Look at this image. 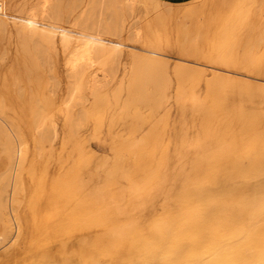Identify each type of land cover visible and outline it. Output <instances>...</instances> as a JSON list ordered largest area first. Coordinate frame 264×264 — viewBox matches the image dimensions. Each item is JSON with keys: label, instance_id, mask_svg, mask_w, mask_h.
Wrapping results in <instances>:
<instances>
[{"label": "rangeland", "instance_id": "1", "mask_svg": "<svg viewBox=\"0 0 264 264\" xmlns=\"http://www.w3.org/2000/svg\"><path fill=\"white\" fill-rule=\"evenodd\" d=\"M5 2L7 3L4 8L7 7L9 15L24 17L26 14H35L51 21L56 18L61 27L77 32L95 29L104 34L103 38L106 41H119L123 47L117 48L118 50L114 49L116 52L120 51L121 54L120 52L114 54V50L102 51L100 57H98V53L97 55L93 54L94 61L89 66H84V63L75 60L76 55L73 51L76 47L74 44H70L69 48L67 45L58 43L53 48L48 41L42 39V36L41 38L39 36L40 40L36 41L34 37L36 35V39H38L37 34L27 33L24 30V33H27L24 36L22 29H20L19 34V29L14 26L13 19L8 18V30L5 31L6 34L4 32L5 36L3 34L2 37L1 34L0 37V54L2 53L0 55V94L2 95H0V119L5 123L6 121L15 122L18 130L22 133V139L28 145L27 158L25 157L23 164L25 168L24 178L29 181L31 178L46 177L47 170L50 169L52 172L59 170L61 168L59 167L61 166L60 159L65 158V169L72 173L75 172L74 170H79L78 173L81 175L79 182H75L78 177L74 181L70 179L71 182H74L73 185L84 184L85 180L91 177L92 172L96 170L98 187L111 180L115 182L112 186V192L120 190V193L115 198L112 192L109 194L102 188L100 194L103 197L107 195L110 201L107 198L106 203L92 211L93 214L91 212L84 215V212L80 211V199H77L75 195L71 199L70 197H63V201L66 202L63 205L60 201L55 208L41 210L39 214L35 215V210H37L35 209L37 206L35 202L37 201L35 198L32 200L34 195L32 192L25 191V200L20 202H23L22 204L19 203L20 207L17 206L19 208H17L18 216L20 215L25 223L22 241H19L17 249L15 248L14 253L11 254L12 256H6L3 251H5V247L8 249L7 246L14 242L16 232L14 231L13 234L9 235L10 237L5 238V240H9L7 243L0 237L1 242L5 241H3L5 244L0 243V264H68L69 262V264H142L143 256L148 255L153 260L156 257V252L151 250L147 244L148 238L143 233L133 232L134 235H132L133 233L129 235L127 228L134 224L145 223L149 225L154 222L152 224L153 230L150 232L152 236L157 237L160 234L157 225L162 217L168 212H183L185 207L191 204L197 192H202L205 188L219 190L237 182H243V184H250L249 182H251L252 184L259 179L261 183H264L261 168H257L250 159L246 158L247 153L239 152L241 146L234 145L232 151H229L227 145L219 147V142L215 138L207 137L201 129L203 119L201 110L213 112V120L217 125L222 123L225 111L231 110V108L241 109L247 116L258 115L260 117L258 130L252 132L243 142V145L250 144L255 150L254 152H261L264 155V94L251 91L247 87L248 84L264 86V35L261 34L260 36L262 31L264 33V0H191L181 4L161 0H62V3L60 0H6ZM58 2L61 3V8L59 7L61 12L55 5ZM17 34L22 35L20 36L22 38L20 39ZM32 41L35 43L32 44ZM18 49L23 52L20 53ZM32 49L34 52L31 51ZM144 49L161 52L163 56L149 55ZM38 51L40 55L45 54L41 56L42 59ZM110 51H113L112 55ZM17 52L19 54H16ZM242 52L245 54L243 55ZM245 55L247 61L244 58ZM158 57L159 59L164 58L167 62L165 64L160 63L165 67H159L160 64H156ZM250 59L255 60L252 63ZM79 64L83 67H80ZM137 64L141 67L154 64L157 68L136 74ZM255 66L256 68H254ZM32 68L34 69L32 70ZM182 68H188L189 71L181 73ZM79 69L80 72H78ZM25 76L28 80L23 78ZM94 76L98 79L97 87L100 86L96 90L98 93H93L94 88L90 84ZM219 77L221 80L223 77L240 79L238 83L231 84L224 81L214 84L207 83V81H214ZM12 79L13 82L15 79H18L19 82L15 84ZM38 82L40 85L42 84L41 86L45 84L42 88L46 96L43 91L36 90ZM136 82L142 83L158 96L154 102H142L144 115L148 114L147 112L150 111L152 105L155 107V113H153L152 118H147L148 121L140 124L132 117L123 116L120 113L121 108L114 104L117 98L124 101L126 88ZM193 84L194 87H192ZM19 87L21 89H18ZM27 87L28 90L31 89V93L26 91ZM71 90H75L76 93L72 92L71 94ZM42 92L43 94H41ZM46 92L49 94L47 95ZM16 93L17 96H15ZM38 95L39 97H37ZM40 96L43 97L40 102L41 105L44 104V101L49 102L52 98V102H49L51 113L45 112L46 129L41 134L38 132H41L43 128L40 130L37 128L43 127L42 125H40L41 127L31 125L34 108L37 107V100L39 101ZM43 99L45 100L43 101ZM74 100L77 102L76 104ZM107 105L111 107L109 108ZM218 105L224 109V112L218 111ZM112 116H115V119ZM3 118L7 120L4 121ZM150 119L152 120L150 121ZM9 123L7 124L9 125ZM11 125L10 127H12ZM237 135H239L238 127L233 124L224 136L231 140ZM54 138L56 139L54 140ZM64 140L67 141L64 143ZM198 143L201 145L200 150L195 148ZM62 148L65 150L63 151ZM60 151L61 153H59ZM37 154L38 156H36ZM78 154H80L81 160L77 156ZM97 157L101 158L98 159ZM193 160L196 161L198 167L202 168V173H188L187 171L182 172V175L179 176V170L183 164ZM31 161L33 163L29 164ZM83 163L88 167L84 166ZM57 164L58 166H56ZM187 168L190 169V166L188 165ZM109 171L110 173H108ZM33 172L35 173L33 174ZM91 187L90 183L86 191L91 192ZM9 190H11V186ZM43 190L48 195L47 189ZM41 191L42 188L38 190L37 198ZM49 198L50 201L53 200L52 196H48L46 201ZM112 198L115 199L112 200ZM111 203L112 205H110ZM76 209L78 210L76 211ZM72 211H75L74 216ZM64 215L67 216L64 217ZM123 215L125 216L123 217ZM151 219L153 220L151 221ZM113 226H115L114 230ZM119 228L120 230H118ZM76 250L77 252H75ZM66 252L70 256H67ZM60 257L64 258H62L63 261H60Z\"/></svg>", "mask_w": 264, "mask_h": 264}, {"label": "bare ground", "instance_id": "2", "mask_svg": "<svg viewBox=\"0 0 264 264\" xmlns=\"http://www.w3.org/2000/svg\"><path fill=\"white\" fill-rule=\"evenodd\" d=\"M6 1V0H5ZM4 0H0V37L7 29L8 27V18H12L13 19V24L14 26L19 29L18 33L20 32V29H22V35L24 33V30L27 31V33H34L37 34L38 39H36V35L34 38V40L39 41L41 36L43 40L48 41L49 44L56 47V44L58 45V43H61L63 45H67L69 46L70 44H74V47H76L74 54L76 55V62H80V63H84V66H89L93 61V54L97 55L98 53V57H100V53L102 51H106L109 52V50H118L117 48H122V43L119 41H106L103 37L104 34L99 33L98 31H96L95 29H91V30H83L82 32H77L74 31L72 29H68L65 27H61L59 22L57 23V19H53L51 20H47L41 17H38L35 14H24V17L21 16H15V15H9L8 11H7V7L4 8V6H6V3ZM60 2L62 3V0H60ZM61 3H56V7L57 8H61ZM260 4V3H259ZM264 4V3H263ZM261 6V4H260ZM59 8V12H61ZM258 8V7H257ZM261 9V8H260ZM23 10V9H22ZM27 11V10H26ZM259 12V10H258ZM261 12V11H260ZM255 13V12H254ZM257 14V11H256ZM252 16V15H251ZM257 16V15H256ZM258 17V16H257ZM256 19V18H255ZM56 21V22H55ZM251 21V20H250ZM249 21V22H250ZM253 22V21H252ZM258 22V21H257ZM256 22V23H257ZM261 22V21H260ZM255 23V24H256ZM263 23V22H262ZM253 25V23H252ZM264 25V24H263ZM11 26V25H10ZM13 26V27H14ZM260 27V26H259ZM249 28V27H248ZM252 28L254 29V27L252 26ZM264 28V27H263ZM262 28V29H263ZM10 29V28H9ZM15 29V28H14ZM263 32V31H262ZM260 33L264 35V33ZM9 33V32H8ZM27 33H24V36L27 35ZM6 34V32H5ZM4 34V36H5ZM20 34V33H19ZM19 34H17V36H19ZM137 34V33H136ZM139 34V33H138ZM137 34V35H138ZM246 34V33H245ZM8 35V34H7ZM16 35V34H15ZM20 35V36H22ZM141 35V33H140ZM262 35V36H263ZM19 38L21 39L22 37ZM40 36V38H39ZM12 37V36H11ZM10 37V38H11ZM28 37V36H27ZM243 37V36H242ZM256 37V36H255ZM18 38V37H17ZM2 39V38H1ZM247 39L249 40V38L247 37ZM5 40V39H4ZM19 40V39H18ZM27 40V39H25ZM42 40V42H43ZM110 40V39H109ZM33 42L35 43V41H32L31 43L33 44ZM41 42V43H42ZM45 42V41H44ZM242 42V41H241ZM20 43H22V41H20ZM244 43V42H243ZM249 43V42H248ZM37 44V42H36ZM35 44V45H36ZM247 44V43H246ZM18 45V44H17ZM61 45V46H63ZM66 46V49L68 48ZM71 46V45H70ZM69 46V48H70ZM239 46V45H238ZM241 46V45H240ZM251 46V45H250ZM257 46V45H256ZM21 47V46H20ZM23 47V46H22ZM34 47V45H33ZM31 47V48H33ZM216 47V46H215ZM225 47V46H224ZM36 48V47H35ZM39 48V46L37 47V49ZM54 48V47H53ZM63 48V47H62ZM22 49V48H20ZM20 49L19 52H20ZM41 49V48H40ZM52 49V48H51ZM65 49V50H66ZM249 49V48H248ZM254 49H256L254 47ZM24 50V49H23ZM42 50V49H41ZM64 50V48H63ZM68 50V49H67ZM114 50V54L115 51ZM120 50V49H119ZM133 50V49H132ZM252 50V49H251ZM16 51V50H15ZM33 51V49L31 50ZM37 50L35 49V52ZM144 51H147L149 53V55H158V56H163V54H161V52H154V51H150V50H146L144 49ZM253 51V50H252ZM23 52V51H21ZM20 52V53H21ZM34 52V51H33ZM66 52V51H65ZM111 52V51H110ZM111 52V55H112ZM118 53L120 51H117ZM116 52V53H117ZM145 52V53H147ZM245 52V51H244ZM258 52V51H257ZM27 53V52H26ZM45 53V52H44ZM64 53V51H63ZM117 53V54H118ZM141 53V52H140ZM247 53V52H246ZM250 53V52H249ZM2 54V53H1ZM0 54V55H1ZM16 54H19L18 52ZM38 54L41 58V56L45 55V54H41L38 51ZM116 54V55H117ZM121 54V52H120ZM241 54V53H240ZM243 54V52H242ZM245 54V53H244ZM243 54V55H244ZM22 55V54H21ZM30 55V54H29ZM57 55V54H56ZM73 55V54H71ZM73 55V56H75ZM108 55V54H107ZM248 55V54H247ZM250 55V54H249ZM248 55V56H249ZM20 56V55H19ZM18 56V58H20ZM23 56V55H22ZM25 56V55H24ZM28 56V55H27ZM35 54L33 55L34 58ZM37 56V57H39ZM143 56V55H142ZM166 56V55H164ZM36 57V58H37ZM51 57V56H50ZM136 57V56H135ZM26 58V57H25ZM28 58V57H27ZM58 58V57H57ZM153 58V57H152ZM245 60L246 59V55H245ZM243 58V59H244ZM251 58V57H250ZM2 59V58H1ZM24 59V57H23ZM42 59V58H41ZM101 59V58H100ZM147 59V58H146ZM156 59V58H155ZM74 60V61H75ZM98 60V59H97ZM156 64L158 65V63H167L165 62L164 58L163 59H159V57L156 59ZM243 60V61H245ZM252 60V63L254 62L255 59H250ZM29 61V60H28ZM34 61V60H33ZM36 61V60H35ZM38 61V59H37ZM101 61V60H100ZM99 61V62H100ZM1 62V61H0ZM23 62V61H22ZM30 62H32L30 60ZM1 64V63H0ZM20 64V63H19ZM23 64V63H22ZM29 64V62H28ZM32 64V63H31ZM77 64V63H76ZM155 64V63H154ZM153 65H146V66H138L137 64V68L135 69V73L138 74L142 71L145 70H149V69H156L157 67H155ZM258 64V63H256ZM30 65V64H29ZM36 65L37 62H36ZM34 64V66H36ZM42 65V64H41ZM136 65V64H135ZM134 65V66H135ZM156 65V66H157ZM222 65V64H221ZM253 65V64H251ZM33 66V64L31 65ZM77 66V65H76ZM80 67H83V65L81 66L79 64ZM159 67L163 66L165 67L163 64L158 65ZM258 66V65H257ZM30 67V66H29ZM37 67V66H36ZM34 67V68H36ZM40 67V66H39ZM47 67V66H46ZM136 67V66H135ZM22 68V66H21ZM26 68V67H25ZM32 68V70L34 69ZM38 68V67H37ZM53 68V67H52ZM76 68V67H75ZM74 68V69H75ZM85 68V67H84ZM256 68V66L254 67ZM5 69V68H4ZM11 70V68H9ZM40 69L42 70V68L40 67ZM258 69V68H257ZM181 73H187L189 70L188 68H182L181 69ZM5 71V70H4ZM8 71V69H7ZM15 71V70H14ZM17 71V70H16ZM40 72V71H39ZM78 72H80V69L78 70ZM156 72V71H155ZM11 73V72H9ZM24 73V72H23ZM36 73V72H35ZM34 73V76H35ZM40 74V73H39ZM213 74V73H212ZM15 75V72H14ZM95 75V74H94ZM148 75V73H147ZM96 76V75H95ZM94 77H92V83H90L92 86V88H94L93 93H96L99 87H97L98 85V79H96ZM135 76V75H134ZM139 76V75H137ZM196 76V75H195ZM3 77V76H2ZM9 77V75H8ZM11 77V75H10ZM141 77V76H140ZM24 79H27V77H23ZM22 78V79H23ZM41 78V77H40ZM38 78V79H40ZM50 78V77H49ZM49 78H47L49 80ZM156 78V77H155ZM161 78V77H160ZM180 78V77H179ZM195 78V77H194ZM14 79V77H13ZM12 79V82H13ZM23 79V80H24ZM240 79V78H239ZM239 79L235 78V77H223L222 80L221 78H216V80L214 81H207L208 84H214L216 82L219 81H224L225 83H238ZM18 80V79H17ZM16 79L14 80L15 84L19 81H17ZM28 80V79H27ZM26 80V81H27ZM34 80V79H33ZM53 80V79H52ZM100 80V79H99ZM196 80V79H195ZM36 81V80H35ZM39 81V80H38ZM47 81V80H46ZM157 81V78H156ZM5 82V81H4ZM3 82V83H4ZM7 82V81H6ZM5 82V83H6ZM11 82V84H12ZM13 82V83H14ZM28 82V81H27ZM42 82V80H41ZM50 82V81H49ZM91 82V81H90ZM140 82V81H139ZM197 82V81H195ZM48 83V82H46ZM54 83V82H53ZM154 83V82H153ZM159 83V82H158ZM10 84V85H11ZM14 84V85H15ZM31 84V83H30ZM35 84V83H34ZM37 84V83H36ZM79 84V83H78ZM100 84V83H99ZM183 84V82H182ZM195 84V83H194ZM193 84L192 87H194L195 85ZM42 85V84H41ZM40 83L38 82V84L36 85V90L37 91H43V86H45V84L43 86H41ZM7 86V85H6ZM12 86V85H11ZM10 86V87H11ZM26 86V83H25ZM28 86V85H27ZM54 86V85H53ZM76 86V85H75ZM74 86V87H75ZM9 87V86H7ZM13 87V86H12ZM11 87V88H12ZM34 87V86H32ZM49 87V86H48ZM55 87V86H54ZM69 87V86H68ZM248 89L251 91H256L258 93H263L264 94V86L261 85H257V84H248L247 85ZM31 88V87H30ZM50 88V87H49ZM56 88V87H55ZM71 88V87H70ZM76 88V87H75ZM74 88V89H75ZM78 88V86H77ZM156 88V87H155ZM18 89H21L20 87ZM47 86H46V90H47ZM73 89V88H71ZM88 89V88H87ZM123 89V88H122ZM164 89V88H163ZM13 90H15L13 88ZM17 90V89H16ZM28 90V87L26 89V91ZM31 90V89H30ZM30 90H28L30 92ZM56 90V89H55ZM58 90V89H57ZM79 90V89H78ZM1 91V89H0ZM12 91V90H11ZM77 91V90H76ZM18 93V90L16 91ZM44 95H45V91ZM43 92L41 94H43ZM70 92V91H69ZM72 92H75L71 90V94ZM92 92V91H91ZM124 92V91H123ZM161 92V91H160ZM164 92V91H163ZM13 93V92H12ZM17 93L15 96H17ZM31 93V92H30ZM51 93V92H50ZM76 93V92H75ZM74 93V94H75ZM98 93V92H97ZM176 93V92H175ZM238 93V92H237ZM243 93V92H242ZM4 95V93H2ZM46 94L48 95L49 93L46 92ZM54 94V93H53ZM123 94V93H121ZM241 94V93H240ZM1 95V94H0ZM14 95V94H13ZM12 95V96H13ZM19 95V94H18ZM24 96V94H22ZM44 95H41L43 97H45ZM89 95V94H88ZM94 95V94H93ZM100 95V94H99ZM160 95V94H159ZM2 96V95H1ZM40 96L39 101L37 100V107L34 108V114L33 119L31 121V125H33V127H39L40 125H42L43 127L41 128H37L38 130L42 129L43 130L41 132H37L38 133H42L45 129H46V118H45V114L47 113V111H49V102H52L51 99L49 100V98L47 100L48 101H44L45 99H43V105L40 104V102L42 101ZM70 96V95H69ZM83 96V95H82ZM91 96V95H90ZM244 96V94H243ZM242 96V97H243ZM33 97V96H32ZM39 97V95L37 96ZM71 97V96H70ZM78 97V96H76ZM156 97H158L154 91H150L149 89H147L142 83H133L131 85L128 86V88H126V99L124 98L121 100V98H117L115 96V101L114 104H116L117 106H119L121 108V114L123 116L126 117H132L137 123H144L147 118H152L153 117V113H155L154 110V106L152 105V107L150 108V111L147 112V115H144L143 112V107H142V102H154ZM239 97V96H238ZM260 97V96H259ZM13 98V97H12ZM17 98V97H16ZM22 98V97H21ZM98 98V97H97ZM244 98V97H243ZM2 99V98H1ZM14 99V98H13ZM12 99V100H13ZM20 99V98H19ZM25 99V98H24ZM30 99V96H29ZM28 99V100H29ZM72 99V98H71ZM79 99V98H78ZM35 100V102H36ZM76 100V99H75ZM74 103L76 104L77 102ZM121 100V102H120ZM245 100V99H244ZM25 101V100H24ZM66 101V100H65ZM101 101V100H100ZM104 101V100H103ZM238 101V100H237ZM21 102V100H20ZM30 102V100H29ZM98 102V101H97ZM102 102V101H101ZM100 102V103H101ZM24 103V102H23ZM28 103V101H27ZM68 103V102H67ZM104 103V102H103ZM113 103V101H112ZM111 103V104H112ZM251 103V102H250ZM13 104V103H12ZM25 104V103H24ZM35 104V103H34ZM99 104V102H98ZM110 104V105H111ZM240 104V103H239ZM248 104V103H247ZM15 105V104H14ZM52 105V104H51ZM67 105V104H66ZM65 105V106H66ZM97 105V104H96ZM105 105V104H103ZM109 105V104H108ZM107 105V107H109ZM186 105V104H185ZM242 105V104H241ZM246 105V103H245ZM256 105V104H254ZM3 106V104H2ZM12 106V105H10ZM53 106V105H52ZM113 106V105H112ZM145 106V105H144ZM150 106V105H149ZM193 106V105H192ZM26 107V106H25ZM111 107V106H110ZM109 107V108H110ZM190 107V106H189ZM232 107V106H231ZM253 107V106H252ZM255 107V106H254ZM258 107V106H257ZM54 108V106H53ZM69 108V107H68ZM74 108V107H73ZM104 108V107H103ZM106 108V107H105ZM104 108V109H105ZM116 108V107H115ZM239 108V107H238ZM12 109V108H11ZM22 109L24 110V108L22 107ZM99 109V108H98ZM101 109V107H100ZM99 109V110H100ZM108 109V108H106ZM147 109V108H146ZM145 109V110H146ZM159 109V108H158ZM218 111H220V113L224 112V109L218 105ZM243 109V108H242ZM51 110V109H50ZM56 111V109H54ZM25 111V110H24ZM68 111H70L68 109ZM96 111V110H95ZM94 111V112H95ZM115 111H117L115 109ZM120 111V110H119ZM157 111V110H156ZM203 113V119L201 122V129L202 131L207 135V137H209L210 139L215 138V140L217 142H219V147H221L222 145H227L229 148V151L234 150V148H232L234 145L237 147H240V151L242 154L247 153L246 158L250 159L251 162L253 163V165L255 164L257 168H261V173L262 176H264V155L261 152H254L255 150L253 149V147L249 144V145H243V142L245 140H247V138L249 137V135L252 132H255L256 130H258L259 127V122H260V117L258 115H253V116H247V114H244V112L241 109H233L231 108V110H226L225 111V117L222 121L221 124L217 125L213 118H214V114L211 111H203L201 110ZM245 111V110H244ZM256 111V110H255ZM0 112H1V101H0ZM46 112V113H45ZM50 112V111H49ZM48 112V113H49ZM53 112V111H52ZM81 112V111H80ZM79 112V113H80ZM97 112V111H96ZM188 112V111H187ZM191 112V110H190ZM25 113V112H24ZM23 113V114H24ZM33 113V112H32ZM31 113V114H32ZM51 113V112H50ZM115 113V112H114ZM118 113V112H116ZM81 114V113H80ZM85 114V113H84ZM100 114H102L100 112ZM27 115V112H26ZM79 115V114H78ZM112 115V113H111ZM28 116V115H27ZM26 116V117H27ZM51 116V115H50ZM3 117V116H2ZM1 117V118H2ZM101 117V116H100ZM113 117V116H112ZM76 118V117H75ZM81 118V117H80ZM115 119V116L113 117ZM111 118V119H113ZM30 119V118H29ZM74 119V118H73ZM3 120H7L6 118H3ZM152 119H150L151 121ZM63 121V120H62ZM117 121V120H116ZM148 121V120H147ZM99 122V121H98ZM9 123V121L6 123L3 122L0 119V237H2L4 240L7 236L13 234V232L15 231V240L13 239V237H11L14 242L11 243V245L7 246L8 249H6L5 247V251L4 254L6 256H12L11 254L14 253V250L16 247H18L17 245L19 244V241H22L21 239L23 238V233H24V220L23 218L19 215L18 216V212H17V206L19 205V203L22 200H25L24 195L26 194L25 191H30V193L32 192L34 195L32 196V200H35L37 202V206L35 209V215L39 214L44 210L47 209H52L55 208L56 206H58V202L62 201L63 203H66L65 201H63V197H73L75 196L77 199H80V211L84 212V215L87 213H91L92 211H94L97 207L101 206L102 204L106 203V199L109 197L107 195H105L104 197L102 196V194H100V192L102 191L101 189L104 188V190L106 192H109V194H111L112 190V186L114 185L115 182L109 180L105 183V185L98 187V180L96 178V170L94 172H92L91 177H89L88 179L85 180L84 184H80V185H73L71 182L72 180H76L75 178L78 177L77 181L75 182H79L80 181V174L78 173L79 170H74L75 172H70L67 171L65 168V162L66 159L61 158L60 162H61V167L59 170H56L54 172L50 171V169L47 170V175L46 177L42 178H38V179H33L31 178L29 181H26V179L24 178V160L26 155L28 154L26 152L27 150V143L22 139V133L21 131L18 130L17 124L14 122L9 123V125L7 124ZM27 123V122H26ZM55 123V122H54ZM72 123V122H71ZM70 123V124H71ZM103 123V122H102ZM176 123V122H175ZM187 123V122H186ZM10 124H12L10 127ZM65 124V123H64ZM75 124V123H74ZM100 124V123H99ZM116 124V123H115ZM236 125L238 127V133L239 135H237L236 137H234L231 140H228L226 138V136H224L226 134V132L231 128L232 125ZM30 125V124H29ZM39 125V126H37ZM69 125V124H68ZM81 125V124H80ZM48 126V125H47ZM74 126V125H72ZM123 126V124H122ZM137 126V125H136ZM131 127V126H130ZM134 127V126H133ZM156 127V126H155ZM30 128V126H29ZM48 128V127H47ZM74 128V127H73ZM77 128V127H76ZM50 129V128H49ZM156 129V128H155ZM132 130V128H131ZM47 131V130H46ZM72 131V130H71ZM128 132V131H127ZM131 132V131H130ZM141 133V132H140ZM73 134V132H72ZM76 134V133H75ZM36 135V134H35ZM46 135V134H45ZM54 135V133H53ZM126 135V134H124ZM147 135V134H146ZM199 135V134H198ZM37 136V135H36ZM39 136V135H38ZM56 136V135H55ZM136 136V135H135ZM53 137V136H52ZM39 138V137H38ZM41 138V137H40ZM45 138V136H44ZM51 138V137H50ZM33 139V138H32ZM53 139V138H52ZM56 138H54L55 140ZM71 139V138H70ZM123 139V138H122ZM208 139V138H207ZM35 140L36 137H35ZM42 140V139H41ZM68 140V139H67ZM66 140V141H67ZM148 140V138H147ZM156 140V139H155ZM50 141V140H49ZM58 141V140H57ZM64 140V143L66 142ZM115 141V140H114ZM43 142V140H42ZM80 142V141H79ZM136 142V141H135ZM199 142V140H198ZM40 143V142H39ZM77 143V142H76ZM82 143V142H81ZM216 143V142H215ZM43 144V143H42ZM119 144V143H118ZM33 145V144H32ZM36 144H34L35 146ZM45 145V144H43ZM74 145V144H73ZM86 145V143H85ZM84 145V146H85ZM51 146V145H50ZM67 146V145H66ZM83 146V145H82ZM177 146V145H176ZM36 147V146H35ZM44 147V146H43ZM55 147V146H53ZM69 147V146H68ZM148 147V146H147ZM57 148V147H56ZM65 148V147H64ZM195 148L197 150H200L201 145L200 143L197 144V146H195ZM236 148V147H235ZM29 149V148H28ZM37 149V148H36ZM50 149V148H48ZM85 149V148H84ZM220 149V148H217ZM238 149V150H239ZM33 150V149H32ZM35 150V149H34ZM33 150V151H34ZM44 150V149H43ZM52 150V148H51ZM50 150V151H51ZM60 150V149H59ZM63 150V148H62ZM65 150V149H64ZM63 150V151H64ZM83 150V149H82ZM86 150V149H85ZM40 151V150H39ZM53 151V150H52ZM56 151V149H55ZM77 151V150H76ZM90 151V150H89ZM137 151V150H136ZM37 152V151H35ZM34 152V153H35ZM157 152V151H156ZM27 153V154H26ZM44 153V152H43ZM49 153V152H48ZM56 153V152H55ZM58 153V150H57ZM56 153V155H57ZM61 153V151L59 152ZM77 153V152H76ZM79 153V152H78ZM80 153L82 154V152L80 151ZM87 153V152H86ZM148 153V152H147ZM36 154V153H35ZM46 154V153H45ZM85 154V151H84ZM88 154V153H87ZM93 154V153H92ZM52 155V154H51ZM50 155V156H51ZM80 154H78L77 156L79 157ZM135 155V154H134ZM144 155V154H143ZM212 155V154H211ZM38 156V154L36 155ZM44 157V155H42ZM49 156V155H48ZM87 157H89L88 155H85ZM146 156V155H145ZM213 156V155H212ZM29 157V156H28ZM33 157V156H32ZM47 157V156H45ZM114 157V156H113ZM27 158V157H26ZM38 158V157H37ZM54 158V156H53ZM58 158V156H57ZM76 158V157H75ZM94 158V157H93ZM98 159H100L99 157H97ZM105 158V157H104ZM137 158V157H136ZM140 158V157H139ZM244 158V156H243ZM45 159V158H44ZM48 159V158H47ZM80 159V157H79ZM86 159V158H85ZM106 159V158H105ZM133 159V158H132ZM141 159V158H140ZM33 160V159H31ZM52 160V157H51ZM55 160V159H54ZM81 160V159H80ZM90 160V159H89ZM95 160V159H93ZM111 160V159H110ZM109 160V161H110ZM119 160V159H118ZM117 160V161H118ZM144 160V159H143ZM241 160V159H240ZM30 161V160H28ZM35 161V160H34ZM45 161V160H44ZM142 161V160H141ZM138 161V162H141ZM146 161V160H145ZM239 161V160H238ZM249 161V160H248ZM51 162V161H50ZM59 162V161H58ZM77 162V161H76ZM92 162V159H91ZM94 162V161H93ZM96 162V161H95ZM103 162V161H101ZM115 162V161H114ZM120 162V161H119ZM134 162V159H133ZM137 162V161H136ZM143 162V161H142ZM247 162V161H246ZM33 163L32 161L29 163L31 164ZM47 163V162H46ZM52 163V162H51ZM56 163V162H55ZM90 163V161H89ZM105 163V162H104ZM186 164H183V166L180 168L179 170V176L182 175V172H187L188 173H202V168L198 167V165H196V161H190L189 163L185 162ZM44 164V163H43ZM48 164L49 161H48ZM47 164V165H48ZM54 164V162H53ZM77 164V163H76ZM79 164V163H78ZM87 164V162H86ZM107 164V163H106ZM142 164V163H139ZM248 164V163H247ZM60 165V164H59ZM84 166L88 167L87 165H85V163H83ZM92 165V164H91ZM90 165V166H91ZM103 165V164H102ZM137 165V164H136ZM135 165V166H136ZM188 165L190 166V169H188ZM28 166V165H27ZM34 166V165H32ZM40 166V165H39ZM38 166V168H39ZM43 166V165H42ZM50 166V165H48ZM58 166V164L56 165ZM81 166V165H80ZM82 166V167H84ZM98 166V165H97ZM101 166V165H100ZM141 166V165H139ZM240 166V164H239ZM242 166V164H241ZM47 167V166H46ZM45 167V169H46ZM55 167V166H54ZM53 167V168H54ZM74 167V164H73ZM76 167V166H75ZM78 167V165H77ZM94 167V166H91ZM96 167V166H95ZM31 168V167H30ZM49 168V167H47ZM56 168V167H55ZM81 168V167H80ZM98 168V167H97ZM139 168V167H138ZM136 168V169H138ZM157 168V167H156ZM28 169V168H27ZM27 169H26V173H27ZM36 169V168H35ZM34 169V170H35ZM40 169V168H39ZM38 169V170H39ZM51 169H52V165H51ZM74 169V168H73ZM75 169H79V168H75ZM84 169V168H82ZM89 169V168H88ZM87 169V170H88ZM95 169V168H94ZM246 169V168H245ZM32 170V168L30 169ZM36 171V170H35ZM46 171V170H45ZM40 172V171H38ZM156 172V171H155ZM35 172H33L34 174ZM110 173V171L108 172ZM115 173V172H114ZM113 173V174H114ZM157 173V172H156ZM260 173V174H261ZM79 174V175H78ZM254 174V173H253ZM29 175V174H28ZM32 176V175H31ZM114 176V175H113ZM29 177V176H28ZM38 177V176H37ZM105 177V176H104ZM109 177V176H108ZM113 178V177H112ZM241 178V177H240ZM71 179V181H70ZM102 180V179H100ZM117 181V179H115ZM114 180V181H115ZM129 180V179H128ZM227 180V179H226ZM241 180V179H240ZM260 180V179H259ZM257 180V182H253L251 184V182H249L250 184H243V182H237L235 184H233L232 186H228L226 188H221L219 190H212L209 188H205L204 191L202 192H197L194 195V199L191 201V204L185 207V210L183 212H168L167 214H165L160 223H158L157 228H159L160 230V234L157 237H154L151 235V230H153V226L151 224H134L131 227L127 228L129 232V235L132 234L133 232H141L143 233V235H145L148 238V243L151 250H154V252H156V257L155 259L151 260L149 258L148 255L143 256V262L142 264H264V183H261V181ZM156 182H159L157 180H155ZM263 181V180H262ZM245 182V181H244ZM248 182V181H246ZM91 183V192L87 190L88 185ZM100 183V182H99ZM233 183V182H232ZM155 184V183H154ZM72 185V186H71ZM11 186V190H9V187ZM155 186V185H154ZM116 187V185H115ZM158 187V186H157ZM42 188L41 194L38 196V198L36 197V194L38 193V190ZM43 189H47L48 195L45 194L46 192H44ZM142 190V189H141ZM46 191V190H45ZM75 191V192H74ZM42 192L44 193L42 195ZM73 192V193H72ZM114 197L117 198V196L120 193V190H114V192H112ZM48 196H52L53 200L50 201L49 200L46 201V199H48ZM114 198V199H115ZM112 198V200H114ZM141 199V198H140ZM150 199V198H149ZM148 199V200H149ZM117 200V199H116ZM110 201V200H109ZM141 201V200H140ZM11 202V206L12 208L9 207ZM69 202V201H67ZM23 203V202H22ZM20 203V204H22ZM119 204V203H118ZM135 204V203H134ZM139 204V203H138ZM148 204V203H147ZM112 205V203L110 204ZM117 205V204H116ZM21 205H19L20 207ZM131 206V205H130ZM77 207V206H76ZM104 207V206H103ZM10 208V209H9ZM75 208V207H74ZM73 208V209H74ZM114 208V207H113ZM116 208V207H115ZM130 208V207H127ZM13 209V210H12ZM19 209V208H18ZM99 209V208H98ZM64 210V209H63ZM78 209H76L77 211ZM102 210V209H101ZM110 210V209H109ZM123 210V209H121ZM127 210V209H126ZM136 210V209H135ZM134 210V211H135ZM141 210V209H140ZM17 212L16 214L13 212ZM19 211V210H18ZM56 211V210H55ZM132 211V210H131ZM14 214H13V213ZM63 212V211H62ZM70 212V211H69ZM96 212V211H95ZM130 212V211H129ZM66 213V212H63ZM75 213V211H72V214ZM110 213V212H109ZM108 213V214H109ZM112 213V212H111ZM71 214V213H70ZM93 214V212H92ZM107 214V215H108ZM141 214V213H140ZM143 214V213H142ZM154 214V213H153ZM121 215V214H119ZM152 215V214H151ZM43 216V215H42ZM67 216V215H66ZM64 215V217H66ZM74 216V214H73ZM91 216V215H90ZM89 216V217H90ZM95 216V215H93ZM103 216V215H102ZM115 216V215H114ZM125 215H123L124 217ZM157 216V215H155ZM37 218V216H35ZM56 217H58L56 215ZM70 217V216H69ZM88 217V218H89ZM104 217V216H103ZM118 217V216H117ZM120 217V216H119ZM152 217V216H151ZM53 218V217H52ZM61 218V217H60ZM93 218V217H92ZM99 218V217H98ZM101 218V217H100ZM99 218V219H100ZM149 218V215H148ZM40 219V218H39ZM46 219V218H45ZM64 219V218H62ZM74 219V218H72ZM80 219V218H79ZM86 219V218H85ZM146 219V218H145ZM43 220V219H42ZM47 220V219H46ZM51 220V219H50ZM53 220V219H52ZM153 219H151L152 221ZM58 221V220H57ZM80 221V220H79ZM102 221V220H101ZM149 221V220H148ZM42 222V221H41ZM47 222V221H46ZM45 222V223H46ZM56 223V222H55ZM91 224V223H89ZM157 224V223H156ZM47 225V224H46ZM75 225V224H74ZM85 225V224H83ZM120 225V224H119ZM93 226V225H92ZM100 226V225H99ZM125 226V225H124ZM44 227V226H42ZM82 227V226H81ZM108 227V226H107ZM113 226V230H114ZM99 228V227H98ZM45 229V228H44ZM111 229V228H110ZM73 230V229H72ZM76 230V229H75ZM84 230V229H83ZM93 230V229H91ZM115 230H117L115 228ZM120 230V228L118 229ZM41 231V230H40ZM86 231V230H85ZM99 231V230H97ZM105 231V230H104ZM155 231V230H154ZM44 232V231H43ZM67 233V232H66ZM69 233V232H68ZM71 233V232H70ZM106 233V232H105ZM110 233V232H109ZM114 233V232H113ZM116 233V232H115ZM120 233V232H119ZM65 234V232H64ZM87 234V233H86ZM124 234V233H123ZM49 235V234H48ZM106 235V234H105ZM112 235V234H111ZM116 235V234H115ZM134 235V233L132 234ZM136 235V234H135ZM142 235V234H140ZM155 235V234H154ZM52 236V235H51ZM64 236V235H63ZM62 236V237H63ZM89 236V235H88ZM96 236V235H95ZM114 236V235H112ZM10 237V236H9ZM90 237V236H89ZM94 237V236H93ZM118 237V236H117ZM131 237V236H130ZM142 237V236H141ZM10 238V239H11ZM123 239V238H122ZM136 239V238H135ZM2 239H0V243L2 244ZM112 240V239H111ZM6 243L9 240H5ZM4 241V242H5ZM68 241V240H67ZM71 241V240H69ZM147 241V240H146ZM3 242V243H4ZM65 242V241H64ZM74 242V241H73ZM80 242V241H79ZM113 242V241H112ZM134 242V241H132ZM136 242V241H135ZM142 242V241H141ZM82 243V242H81ZM88 243V242H87ZM103 243V242H102ZM116 244V241L114 242ZM5 244V243H4ZM86 244V243H85ZM84 244V245H85ZM91 244V243H90ZM28 245V244H27ZM58 245V244H57ZM69 245V244H68ZM81 245V244H80ZM89 245V244H87ZM133 245V243H132ZM56 246V245H54ZM53 246V247H54ZM62 246V245H61ZM86 246V245H85ZM100 246V245H99ZM145 246V245H144ZM104 247V246H103ZM58 248V247H55ZM77 248V247H76ZM80 248V247H79ZM84 248V247H83ZM95 248V247H94ZM4 249V248H3ZM2 249V250H3ZM17 249V248H16ZM70 249V248H69ZM136 249V248H135ZM59 250V249H58ZM95 250V249H93ZM110 251V250H109ZM112 251V250H111ZM55 252V251H53ZM77 252V250L75 251ZM114 252V251H113ZM112 252V253H113ZM148 252H150V250H148ZM40 253V252H39ZM52 253V252H51ZM105 253V252H104ZM147 253V252H146ZM151 253V252H150ZM62 254V253H61ZM60 254V255H61ZM67 256L69 255L66 252ZM98 256H100L98 253H95ZM108 254V253H107ZM115 254V253H114ZM149 254V253H148ZM154 254V253H153ZM39 256V255H38ZM45 256V255H44ZM49 256V255H48ZM53 256V253H52ZM51 256V257H52ZM62 256V255H61ZM70 256V255H69ZM152 256V255H151ZM65 257V256H64ZM75 257V256H74ZM124 257V256H123ZM39 258V257H38ZM58 258V257H57ZM60 261L62 260L63 257H60ZM69 258V257H68ZM119 258V257H118ZM64 259V258H63ZM70 259V258H69ZM72 259V258H71ZM78 259V258H77ZM76 259V260H77ZM93 259V258H92ZM122 259V258H121ZM36 260V259H35ZM48 260V259H47ZM96 260V259H95ZM63 261V260H62ZM68 261V260H67ZM110 261V260H109ZM56 262V260H55ZM59 262V261H58ZM94 262V260H93ZM99 262V261H98ZM97 262V263H98ZM131 262V261H129ZM57 263V262H56ZM62 263V262H61ZM68 263V262H67ZM70 263V262H69ZM68 263V264H69ZM128 263V262H127ZM135 263V262H134ZM139 263V261H138ZM50 264V263H49ZM52 264V263H51ZM58 264V263H57ZM60 264V263H59ZM103 264V263H102ZM113 264V263H112ZM133 264V263H132Z\"/></svg>", "mask_w": 264, "mask_h": 264}, {"label": "crops", "instance_id": "3", "mask_svg": "<svg viewBox=\"0 0 264 264\" xmlns=\"http://www.w3.org/2000/svg\"><path fill=\"white\" fill-rule=\"evenodd\" d=\"M161 1L169 2L173 4H181V3L190 2L191 0H161Z\"/></svg>", "mask_w": 264, "mask_h": 264}]
</instances>
